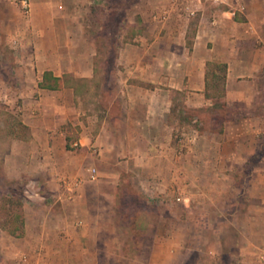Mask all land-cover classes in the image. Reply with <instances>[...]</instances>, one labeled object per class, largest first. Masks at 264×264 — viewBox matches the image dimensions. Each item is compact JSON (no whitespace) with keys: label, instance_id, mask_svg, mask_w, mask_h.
<instances>
[{"label":"crops","instance_id":"obj_1","mask_svg":"<svg viewBox=\"0 0 264 264\" xmlns=\"http://www.w3.org/2000/svg\"><path fill=\"white\" fill-rule=\"evenodd\" d=\"M70 1L71 6L84 5V0ZM165 11L166 16L161 12L159 17L156 14L157 21L153 19L161 25L153 35L145 33L140 35V44L118 49L115 60L124 68L117 96L120 112L104 115L95 123L96 132L94 120L79 121L86 110L75 87H38L44 71L93 79V52L83 44L75 46L64 32L56 33L53 16L39 26L37 41L43 44L29 53L38 95L28 97L22 111L30 137L13 142L3 161L8 179L27 177L21 207L24 233L14 236L0 227V264L104 262L97 248L103 222L100 209H104L100 202L107 199L116 205L121 175L111 167L117 164L132 171L120 191L129 188L146 202H163L173 195L179 199L180 194L190 201L197 194L190 188L197 167L211 171L215 179L234 181L232 173L250 163L262 170H252L249 194L261 197L263 192L256 191L255 183L264 182V0L204 6L191 43L186 40L184 23L175 28L170 24L171 11ZM65 29L68 35L71 29ZM214 62L226 66L222 84L226 109L219 128L211 122L212 116L205 129L199 128L202 121L198 118L169 121L173 93L184 91L189 108L212 106L215 99L206 96L210 91L206 73ZM69 122L81 127L73 139L78 148L73 143L66 146L67 130L62 127ZM119 125L122 136L116 133ZM178 125L187 128L182 143L173 138ZM89 167L96 171L93 180ZM179 185L188 189L178 192ZM134 214L140 223L142 215L158 213L139 209Z\"/></svg>","mask_w":264,"mask_h":264},{"label":"rangeland","instance_id":"obj_2","mask_svg":"<svg viewBox=\"0 0 264 264\" xmlns=\"http://www.w3.org/2000/svg\"><path fill=\"white\" fill-rule=\"evenodd\" d=\"M26 1L27 6L22 0H0V207L13 211L20 210L27 177L18 181L8 179L3 172V161L13 142L30 137L29 127L21 126L22 111L27 98L38 95L33 87L35 73L29 53L35 45L43 44L37 41L43 20L53 16L56 33L64 32L75 46L83 44L93 52V79L71 74L63 76L67 84L75 87L85 107L86 114L81 115L79 121L87 124L94 120L92 129L96 132L95 123L97 126L102 117L120 112L117 96L124 68L115 60L118 49L140 44V35L151 32L153 35L156 27L161 26L158 22L154 24L161 9L171 11L170 24L175 28L184 23L186 40L191 43L195 23L201 16V11L186 16L172 0H84L83 7L71 6L70 0ZM66 27L71 29L68 35ZM218 74L221 76L222 71ZM209 90L215 95L216 112L210 106L187 107L185 92L179 91L173 93L169 121L176 123L178 119L179 123H184L198 118L202 121L199 128L205 129L212 116L211 122L218 129L223 112L219 106L222 98L218 97L223 94L222 80L210 79ZM177 127L173 138L181 142L187 128ZM62 128L67 130L73 148H78L79 144L73 139L81 131L80 125L69 122ZM116 133L122 136L120 125ZM112 168L121 175V184L117 186L115 206L107 199L100 202L104 205V209H100L103 222L97 244L98 254L104 261L101 264H264V188L260 187L264 182L255 183L256 191L263 192L257 198L250 196L253 184L248 183L252 170L262 168L247 165L232 173L234 181H223L212 177L211 171L203 172L197 167L193 175L196 181L190 184L192 192L197 194L190 201H185L180 194L179 199L178 195H173L163 202H146L132 195L134 191L129 188L127 192L120 191L132 171L121 164ZM203 173L208 176L201 179ZM184 189L186 191L188 186L181 185L178 192ZM139 209L158 214L142 215L138 223L134 213ZM128 223L126 230L123 227ZM141 224L147 225V229L141 230Z\"/></svg>","mask_w":264,"mask_h":264},{"label":"trees","instance_id":"obj_3","mask_svg":"<svg viewBox=\"0 0 264 264\" xmlns=\"http://www.w3.org/2000/svg\"><path fill=\"white\" fill-rule=\"evenodd\" d=\"M210 71H207L206 73V78H207V88L209 86L210 79H217L220 78L222 80V84L225 78V71H226V66L225 64L219 63V62H214L212 64V68L209 69ZM222 71V75L219 76L218 72ZM209 80V81H208ZM67 82L64 79V76L59 77L55 76L51 71H44L42 74V79L38 82V87L39 88H45V89H50V90H56V89H61L65 87ZM207 97H212L215 99V95L211 94L209 92L206 93ZM223 94L218 97L222 98ZM221 104L219 105L221 107V110L225 112V103L223 101H220ZM216 102L212 104V110L215 111L216 107ZM211 109V108H210ZM222 115V114H221ZM223 117V115H222ZM23 129L27 128V125L21 124ZM222 131V127L219 129ZM66 141L67 147H70V138L69 136H66ZM256 156H253L250 158V160H254ZM247 165H251L250 163ZM246 165V166H247ZM252 166V165H251ZM22 203L20 202V210L19 211H13L10 210L9 208H5L4 206L0 207V227L3 229H6L9 233H11L14 236H21L24 233V218L22 214Z\"/></svg>","mask_w":264,"mask_h":264},{"label":"built area","instance_id":"obj_4","mask_svg":"<svg viewBox=\"0 0 264 264\" xmlns=\"http://www.w3.org/2000/svg\"><path fill=\"white\" fill-rule=\"evenodd\" d=\"M24 6H27V1L22 0ZM239 0H173L174 5H179L180 10L182 13H184L186 16H193L199 11H201L204 6L206 5H212V6H234L237 4ZM167 13L164 10L161 14V16H166ZM77 143H74L76 145ZM96 171L94 168H91L89 170V178L95 179L96 178Z\"/></svg>","mask_w":264,"mask_h":264}]
</instances>
